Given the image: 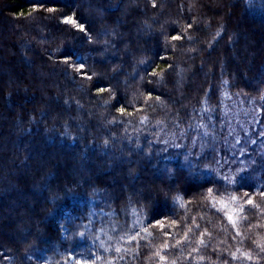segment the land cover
<instances>
[{
  "label": "trees",
  "instance_id": "1",
  "mask_svg": "<svg viewBox=\"0 0 264 264\" xmlns=\"http://www.w3.org/2000/svg\"><path fill=\"white\" fill-rule=\"evenodd\" d=\"M85 243L264 264V0H0V264Z\"/></svg>",
  "mask_w": 264,
  "mask_h": 264
},
{
  "label": "rangeland",
  "instance_id": "2",
  "mask_svg": "<svg viewBox=\"0 0 264 264\" xmlns=\"http://www.w3.org/2000/svg\"><path fill=\"white\" fill-rule=\"evenodd\" d=\"M65 217V215H64ZM67 229L66 227H63V236L66 235ZM85 246L87 247L86 250H84V253L82 252L81 254H77V253H71L70 255V261L72 263H77V264H81L84 261V257L83 256H91L94 258H98L100 251L98 250V248L94 247L93 245H89L88 243H85Z\"/></svg>",
  "mask_w": 264,
  "mask_h": 264
},
{
  "label": "snow or ice",
  "instance_id": "3",
  "mask_svg": "<svg viewBox=\"0 0 264 264\" xmlns=\"http://www.w3.org/2000/svg\"><path fill=\"white\" fill-rule=\"evenodd\" d=\"M209 191H211V190H209ZM177 199H180L179 197H177Z\"/></svg>",
  "mask_w": 264,
  "mask_h": 264
}]
</instances>
